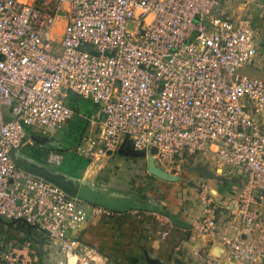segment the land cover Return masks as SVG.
<instances>
[{
    "label": "built area",
    "instance_id": "built-area-1",
    "mask_svg": "<svg viewBox=\"0 0 264 264\" xmlns=\"http://www.w3.org/2000/svg\"><path fill=\"white\" fill-rule=\"evenodd\" d=\"M231 1L0 0V218L34 226L69 264L85 251L87 222L107 213L16 162L35 134L79 115L64 103L72 93L96 110L81 114L97 130L77 155L106 156L128 143L170 165L209 152L225 176L239 178L227 259L264 264V80L243 73L258 54L250 21L218 14ZM201 195L194 227L211 238L216 206L207 186Z\"/></svg>",
    "mask_w": 264,
    "mask_h": 264
},
{
    "label": "crops",
    "instance_id": "crops-1",
    "mask_svg": "<svg viewBox=\"0 0 264 264\" xmlns=\"http://www.w3.org/2000/svg\"><path fill=\"white\" fill-rule=\"evenodd\" d=\"M55 133L45 136L50 139L49 146L39 145L35 141L40 147V155L46 153V161L48 154L55 152L53 147L58 143L54 139ZM119 148L135 151L128 143L121 144ZM118 149L105 157L98 156L90 161L77 155L73 148L76 157L87 160L80 174L73 177L76 182L74 187L98 194L112 203L127 201L144 207L129 208L124 212L107 211L103 216H98L91 222L89 220L84 229L89 244H100L111 264H205L202 256L210 259L208 264H239L227 259L223 243V237H229L233 233L229 209L234 205L232 193L238 186L235 182L240 181L239 178L225 176L213 157L205 156L198 166L195 165L193 174L191 172L183 177L178 176L174 181H167L148 172V160L145 156L123 154ZM19 156L15 153L19 162L27 164ZM143 161L146 164L145 170L142 169ZM107 172L112 176H109L108 181H103L102 176ZM197 173L206 177L204 181H209L207 188L216 206L217 232L211 238L201 235L194 227L206 206L202 199H195L192 194L195 191L191 185L198 180ZM160 211L170 213L185 226L174 225ZM8 237H12L14 242L12 252L22 261L19 264H60L66 259L58 248L46 252L44 240L50 241L36 228L28 231L22 222L0 218V239ZM50 246L55 245L50 242ZM87 254L91 255L89 251ZM72 257L78 258V255L68 256L69 264ZM99 257L104 258L103 255Z\"/></svg>",
    "mask_w": 264,
    "mask_h": 264
},
{
    "label": "rangeland",
    "instance_id": "rangeland-1",
    "mask_svg": "<svg viewBox=\"0 0 264 264\" xmlns=\"http://www.w3.org/2000/svg\"><path fill=\"white\" fill-rule=\"evenodd\" d=\"M218 11V14L224 15L226 17L245 18L250 21L255 32L256 41L258 43V54L254 69L264 75V0H235L222 4L219 7ZM64 103H66L67 105L71 104L72 106H74L77 109L79 115H75L72 120L68 122V125L58 130L54 135V139L58 143L54 145L53 151L61 153L63 155V160L61 164L55 165L52 163H48L46 161V153H42L40 155V147L36 144L33 146L20 148L16 152V154L18 156L20 155L19 157L28 165L34 166L35 168H39L47 174L59 178L75 186L76 182L73 177H76L80 174L87 160L84 158L80 159L79 157H76L73 153V148L78 143L80 136L82 138L83 136L93 135L97 130L95 127H91L88 123H86L87 121L81 117V114L86 117H89L94 112L95 105L91 101L83 99L79 96H75L72 93H69V96L64 99ZM205 156L210 158L213 157L208 152L206 154H199L197 156L185 155L181 160H178L170 165H161L156 161H154V163L156 166H158L169 174H172L176 177H183L186 176V174L188 173L191 174V172L193 174L194 169L196 168L195 165L198 166L201 158ZM102 157L105 156H101L100 158ZM92 158L88 157L90 161L92 160ZM144 160L146 162V159ZM213 160H215V163L219 165V163L214 157ZM97 161L98 163H101L99 159ZM142 169H146V164L144 163V161L142 163ZM110 175L112 176V174ZM110 175H108V172L107 174L103 175V181H108ZM197 175L198 180L196 179V181L193 182L191 185L192 190L195 191V193L192 194H194L195 199H202V185L207 186V183L209 181H204L203 179H206V177H203L202 174L197 173ZM233 194L234 193H232V195ZM102 209L105 210V212L108 211L104 208ZM86 233L87 232L82 231L81 234V237L83 238L81 241L85 247V251H80L78 258H70V264H111V262L109 263V257L103 254L104 249L101 248L100 244H89V242L87 241ZM12 243H14L12 242V237H8V239H0V264H11V258L16 256L12 252V248L14 247ZM44 243V247L46 248L45 250L47 253L50 250L57 249L56 246H50V242H48L47 240H44ZM32 246L37 248V246L34 244ZM87 251H89L91 255L85 254V252ZM100 255H103L104 258H100ZM21 262L22 261L19 259L18 263ZM13 264L16 263L14 262Z\"/></svg>",
    "mask_w": 264,
    "mask_h": 264
},
{
    "label": "water",
    "instance_id": "water-1",
    "mask_svg": "<svg viewBox=\"0 0 264 264\" xmlns=\"http://www.w3.org/2000/svg\"><path fill=\"white\" fill-rule=\"evenodd\" d=\"M243 73L264 80V75L262 73H260L259 71H256L254 69V67H249L243 70ZM35 141L42 146H49L50 142L48 140L47 137L42 136V135H35L34 136ZM118 152L123 153V154H129V155H133V156H138V157H144L145 156V152L143 151H131V150H123L122 148L118 149ZM151 152H154V149L151 150ZM108 154H110V152H108ZM148 160V172L160 179L163 180H167V181H173L176 180V176L169 174L167 172H165L164 170H162L161 168H159L158 166L155 165L154 163V159L152 156H148L147 158ZM17 164L21 167H23L24 169L39 175L53 183H55L56 185L60 186L61 188H63L70 196H74L82 201L88 202L90 204H94V205H98L108 211H112V212H124L129 208H137V209H141L144 208L141 205H137V204H131L127 201H122L119 204L116 203H112L106 199H104L103 197L99 196L98 194H93V193H89L86 189H79L76 188L74 186H72L71 184L67 183L66 181H63L59 178L53 177L49 174H47L44 171L41 170H37L32 168L30 165L24 164L22 162H19L18 160H16ZM161 214L167 216L170 218L171 222L176 225V226H185L181 221L175 219L170 213L164 212V211H160Z\"/></svg>",
    "mask_w": 264,
    "mask_h": 264
},
{
    "label": "trees",
    "instance_id": "trees-1",
    "mask_svg": "<svg viewBox=\"0 0 264 264\" xmlns=\"http://www.w3.org/2000/svg\"><path fill=\"white\" fill-rule=\"evenodd\" d=\"M70 106L72 107V108H74L76 111H77V109L74 107V106H72L71 104H70ZM96 110H94V112H95ZM93 112V113H94ZM22 225H24V227L29 231V230H34L35 229V227H33V226H31V225H29V224H27V223H24V222H22Z\"/></svg>",
    "mask_w": 264,
    "mask_h": 264
}]
</instances>
